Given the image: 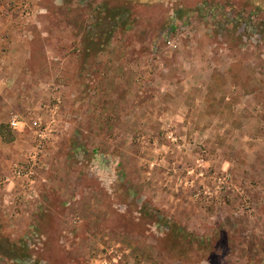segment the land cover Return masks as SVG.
Here are the masks:
<instances>
[{
  "label": "rangeland",
  "instance_id": "obj_1",
  "mask_svg": "<svg viewBox=\"0 0 264 264\" xmlns=\"http://www.w3.org/2000/svg\"><path fill=\"white\" fill-rule=\"evenodd\" d=\"M2 21L0 49L31 58L28 88L0 75V174L60 103L37 195L0 189V264H264V0H0ZM172 91L204 93L190 124L168 119Z\"/></svg>",
  "mask_w": 264,
  "mask_h": 264
},
{
  "label": "crops",
  "instance_id": "obj_2",
  "mask_svg": "<svg viewBox=\"0 0 264 264\" xmlns=\"http://www.w3.org/2000/svg\"><path fill=\"white\" fill-rule=\"evenodd\" d=\"M2 23L6 25V28L5 29H4V27L1 28L0 34L5 32L8 28L7 27V21H2ZM13 50L14 49L8 50V48L5 50L0 49V73H1L0 75L1 76L6 75L9 71V69L11 68V65L16 66V67L11 68L12 71L14 70L15 73L17 74L15 76V78L13 77V79H14L13 81L15 83H13V85L11 87L12 90L15 91L14 89H16V87H19V88H28L29 87L30 74H29V68H28V66H29L28 61H29V58H31V50H29L28 48H20V49L16 50V51H18L16 54L15 53L11 54V52H9V51H13ZM201 83L202 84L201 85L199 84L198 86H200V88H203V90L202 89L201 90H202V92H204V89H205L204 81H202ZM174 88H176V87H174V86L172 87L173 91H174ZM177 88H179V85L177 86ZM173 91L171 92L172 94H171V98H170L171 99V105L175 106L176 108L173 107V108H171V110L167 111L168 119L171 120L170 122H171L172 126L175 124L177 125L178 121H182L184 124H185L184 121H189V124H190V120H192L194 118V113H195L191 104L193 102H195V103L197 102V104H199V102L203 103L202 97H203L204 93H200L197 96V98L195 99L194 94L191 95V97L188 94H186V95L183 94V96H177L176 94H173ZM26 96H27L26 93L17 94L15 92V94L13 96H10L11 97L10 103L15 104L17 106L25 105ZM179 107H182V108H179ZM34 118H37V117H34ZM203 119H204V117H203ZM198 132H200V131H198ZM33 136H34V134H33ZM25 140L29 141L28 139H25ZM1 147H2V145H0V172H7L8 161L6 160V158L8 155H7V153L4 152L3 149H1ZM163 147H165V146H163ZM179 148H180V146L176 147V144L165 147L166 151L169 153L167 155V157H168V163L167 164L171 167H175V166H177V164H179L181 162L179 160L178 156L175 155L177 152H180ZM249 149L251 151H253V150H256L257 148L255 146H252L251 143H249ZM157 150L159 151V150H161V148H159ZM205 163H207V162L205 161ZM173 177H177L176 179H178V176H176V175L171 176L170 178H173ZM185 178H186V176L184 177V179ZM160 200H161L160 204H162V206H165L167 208L172 207V203H174V197H167L165 199L160 198ZM178 200H180V201L183 200V203H185V199H183V198H178ZM153 201L156 203L157 199H153ZM51 214H53V213H51ZM69 264H73V263L71 262Z\"/></svg>",
  "mask_w": 264,
  "mask_h": 264
},
{
  "label": "built area",
  "instance_id": "obj_3",
  "mask_svg": "<svg viewBox=\"0 0 264 264\" xmlns=\"http://www.w3.org/2000/svg\"><path fill=\"white\" fill-rule=\"evenodd\" d=\"M60 103V99L55 105L48 104L46 106L47 110L51 113V119L49 121L44 122L39 118L34 120L35 126V140H34V147L30 155H28V159L26 162L20 165H15L10 173L7 174H0V189L6 186L7 184L13 182L15 179H22V194L24 197H28L32 199L34 196L37 195V191L34 186V170L40 163V157L45 149V147L49 144V141L52 140L57 135V106ZM21 115L19 113H13L10 118V125L12 128L16 129L21 124ZM174 141H177V138H172ZM204 163L205 158L201 156L198 160V165L196 168H191L189 170V174L194 175L197 173L198 177L202 180H207L206 178V171H204ZM202 167L199 171L197 168ZM215 182L217 183V189H222L225 186L227 188L234 187V181L231 174L225 175H217L213 177ZM191 182H194L192 179ZM220 191V190H219ZM102 264H109L108 261H104Z\"/></svg>",
  "mask_w": 264,
  "mask_h": 264
}]
</instances>
